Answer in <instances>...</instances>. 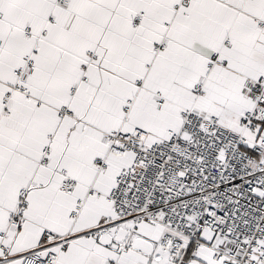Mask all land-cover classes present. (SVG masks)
Instances as JSON below:
<instances>
[{
  "label": "snow or ice",
  "instance_id": "1",
  "mask_svg": "<svg viewBox=\"0 0 264 264\" xmlns=\"http://www.w3.org/2000/svg\"><path fill=\"white\" fill-rule=\"evenodd\" d=\"M0 264H264V0H0Z\"/></svg>",
  "mask_w": 264,
  "mask_h": 264
}]
</instances>
